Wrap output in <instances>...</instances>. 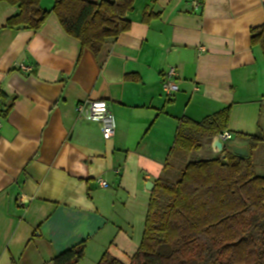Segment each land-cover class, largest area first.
<instances>
[{"label":"crops","instance_id":"0c3cea01","mask_svg":"<svg viewBox=\"0 0 264 264\" xmlns=\"http://www.w3.org/2000/svg\"><path fill=\"white\" fill-rule=\"evenodd\" d=\"M53 4L41 0L44 9ZM145 11L157 15L144 21ZM17 12L0 1V109H8L0 131V264H51L82 242L79 264H97L106 251L127 260L139 248L156 182L177 177L173 154L185 166L193 153L223 152L214 138L199 150L174 149L182 118L199 122L231 106L228 143L264 134V56L250 41L251 29L264 24V0H135L130 29L99 57L85 50L80 58V42L54 13L38 31L5 27ZM171 68L167 96L162 79ZM87 98L108 102L112 138L76 112Z\"/></svg>","mask_w":264,"mask_h":264},{"label":"trees","instance_id":"16d2710c","mask_svg":"<svg viewBox=\"0 0 264 264\" xmlns=\"http://www.w3.org/2000/svg\"><path fill=\"white\" fill-rule=\"evenodd\" d=\"M18 8L5 27L38 31L54 13L63 31L99 57L107 43L128 31L126 18L135 0H0ZM157 14L144 12V21ZM251 46L264 56V24L250 31ZM2 117L8 113L0 109ZM231 106L194 121L180 120L176 150L191 152L202 139L227 131ZM248 142L242 157L223 149L214 158L194 156L176 171L175 180L160 178L149 200L143 237L136 253L122 260L106 251L97 264H264V175L255 172L252 151L264 140L259 133L240 134ZM85 243L55 255L51 264H79Z\"/></svg>","mask_w":264,"mask_h":264},{"label":"built area","instance_id":"2783aa9c","mask_svg":"<svg viewBox=\"0 0 264 264\" xmlns=\"http://www.w3.org/2000/svg\"><path fill=\"white\" fill-rule=\"evenodd\" d=\"M198 3L195 2V5ZM20 68L25 71H30L31 67L25 64H20ZM176 76V70L171 68L167 73L164 74L162 79V87L167 96H173L172 82ZM76 112L83 116L85 119L97 122L101 126L102 135L105 139H110L115 134L116 122L109 108V104L103 99H91L87 98L76 104ZM3 126V117L0 111V131ZM222 142H228L232 139V134L229 131H222L218 134ZM101 186H107V182L102 178L97 179Z\"/></svg>","mask_w":264,"mask_h":264},{"label":"rangeland","instance_id":"374dc122","mask_svg":"<svg viewBox=\"0 0 264 264\" xmlns=\"http://www.w3.org/2000/svg\"><path fill=\"white\" fill-rule=\"evenodd\" d=\"M262 125L264 126V115L262 117ZM262 136L264 137V134H262ZM228 142L226 143L227 146ZM182 152V151H181ZM222 153L218 154L221 155ZM177 155H179L178 153L173 154L172 158H171V163L172 165H174V163L179 165H175L174 168L176 169V171H179V169L182 168L183 164L181 165L180 161H177L178 159L176 158ZM194 155V159H198L201 158L202 156H204V154H199L198 152L193 153ZM252 157L256 166V172L259 175H264V140L259 144L258 148L254 149L252 151Z\"/></svg>","mask_w":264,"mask_h":264},{"label":"water","instance_id":"95a60500","mask_svg":"<svg viewBox=\"0 0 264 264\" xmlns=\"http://www.w3.org/2000/svg\"><path fill=\"white\" fill-rule=\"evenodd\" d=\"M212 147L216 149L218 152H221L223 150V144L220 140L219 136H215L212 142ZM229 148L234 154L246 157L249 155V146L248 143H237V142H229L227 146L224 147V149ZM151 187L152 184L150 183Z\"/></svg>","mask_w":264,"mask_h":264}]
</instances>
